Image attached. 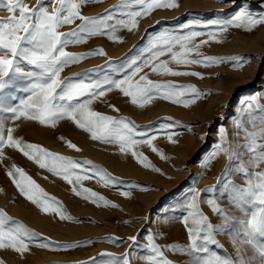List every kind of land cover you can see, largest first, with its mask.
<instances>
[{
  "label": "snow or ice",
  "instance_id": "6c2138e0",
  "mask_svg": "<svg viewBox=\"0 0 264 264\" xmlns=\"http://www.w3.org/2000/svg\"><path fill=\"white\" fill-rule=\"evenodd\" d=\"M101 2L103 0H37L36 5L30 6L26 0H0V10L9 13L7 17H0V165L9 159L5 149L17 150L40 169L65 180L76 196L98 207H118L102 194L84 187L82 182L95 178L105 187H114L123 183L120 178L91 160L77 161L40 144L24 141L15 135L19 126L15 122L23 118L55 128L61 120H70L89 133L92 140L116 145L122 155L130 154L143 167L161 172L138 151L140 145H147L162 159H169L153 143L157 136L138 130L140 126L129 117L96 111L93 104L118 90L140 108L156 99L190 107L211 93L201 91L194 84L154 80L150 75L204 79L202 73L181 70V66L209 68L229 62H234V68L242 69L247 57L209 56L201 48L209 41L222 42L223 34L230 28L246 32L257 30L264 26V15L255 14L247 5L227 19L206 22L194 19L183 25L180 32L160 31L151 35L143 46H133L137 48L134 55L119 62L109 57L103 65L93 69L72 76L62 75L65 69L85 59L97 55L107 57L103 48L77 53L68 51L69 46L86 43L96 36L123 43V37L118 35L122 30L138 31L141 20L156 10L180 7L179 0H118L103 14H83L85 5ZM259 5L264 7V0H259ZM69 25L75 27L61 31ZM198 28L212 30L205 32L196 30ZM199 37L207 38L197 42ZM110 107L119 112L115 105ZM9 121L14 126H9ZM178 123H165L161 128L173 129ZM232 129L230 134L227 126H220L217 142L201 163L206 174L215 162L226 160L216 183L203 189L190 187L180 202L183 211L177 219L185 227L187 243L161 244L158 241L165 233L149 230L145 244L138 243L136 235L129 236L131 244L125 253L103 251L75 264H133V258L143 260L144 264H177L166 252L188 257L185 264H264V94H255L241 102L232 117ZM166 135L172 144L179 143L174 139L177 133L166 132ZM66 143L69 148L81 151L72 141ZM6 174L19 193L43 213L55 214L61 221L74 219L63 203L47 193L24 168L13 162ZM128 187L149 190L138 184ZM3 191L0 188V192ZM122 194L131 195L130 191ZM203 205L211 209L213 216L204 212ZM172 222L175 221L167 216L161 220L162 226ZM224 238L234 255L221 243ZM107 239L112 243L120 240L119 237ZM92 243L91 240L73 243L52 240L0 209V250H11L23 257L31 254L33 247L68 252ZM0 264H6L2 257Z\"/></svg>",
  "mask_w": 264,
  "mask_h": 264
},
{
  "label": "rangeland",
  "instance_id": "374dc122",
  "mask_svg": "<svg viewBox=\"0 0 264 264\" xmlns=\"http://www.w3.org/2000/svg\"><path fill=\"white\" fill-rule=\"evenodd\" d=\"M26 2L34 6L37 0H26ZM179 2L180 7L177 9L156 10L150 17L141 20L138 31L119 32L118 35L123 37V43L113 42L107 36H96L88 39L86 43L69 46L68 51L77 53L103 48L107 52V57L97 55L85 59L65 69L62 75L72 76L74 73L93 69L103 65L109 57L114 62H119L126 56L134 55L137 48L146 44L151 35L160 31L180 32L183 25L194 19L205 22L227 19L240 7L247 5L251 6L255 14L264 15V7L259 5V0H179ZM117 3L118 0H103L101 3L85 5L82 11L84 15L97 16ZM49 9L51 10V4ZM8 15L6 10H0V17ZM76 23L79 24L80 21ZM74 27L75 25L65 26L61 31H70ZM196 30L207 32L212 29ZM206 38L199 37L197 42ZM134 45L137 48H134ZM201 51L209 56H243L248 60L242 69L234 68L232 66L234 62L209 68L201 65L187 68L181 66V70L202 73L204 79L195 76L150 75L154 80L194 84L201 91L211 93L187 108L161 99H156L146 107L140 108L131 104L130 98L123 96L118 90L108 93L93 104L96 111L117 117H129L140 126L138 130L156 135L157 139L153 143L169 159H162L147 145H140L138 151H142L153 165L161 169V172H156L151 167H143L130 154L122 155L116 145L92 140L89 133L76 127L70 120H61L55 128L23 118L15 122L19 125L15 135L22 137L24 141L40 144L77 161L91 160L120 178L123 183L114 187H105L95 178L83 181L84 187L93 189L118 205V207H98L76 196L72 192V186L65 180L40 169L19 151L5 149L9 159L0 165V188L4 190L0 192V209H4L15 219L52 240L63 243L94 241L86 247L68 252H53L33 247L31 254L23 257L11 250H0V257L6 261V264H75V262L88 261L90 257L97 256L103 251L120 255L129 250L131 244L127 239L129 236L136 235L138 243H147L145 237L149 230L153 233L160 231L165 233L164 238L158 241L161 244L187 243L185 227L177 219L183 211L180 202L189 192L190 187L203 189L207 185L216 183V178L222 172L226 160L222 158L215 162L206 174L201 163L217 142L218 129L225 125L231 134L232 117L240 108L241 102L255 94H264V26L253 32L230 28L223 34L222 42L209 41L207 45L202 46ZM145 71L150 70L145 69ZM110 105H115L119 112L114 111ZM166 117H171L173 120H166ZM174 121L179 123L173 129L161 128L162 124ZM8 124L14 126L11 121ZM166 132L177 133L174 139L179 143L169 142ZM60 137L65 139L62 140ZM68 140L75 143L81 151L69 148L66 143ZM13 162L24 168L47 193L60 200L67 213L74 219L61 221L55 214L43 213L23 197L6 174L7 168ZM129 184H138L149 190L129 188ZM123 191H130L131 195L125 197ZM202 207L206 214L213 216L207 205ZM165 216L175 222L162 226L161 220ZM108 237H119L120 240L112 243L108 241ZM221 243L234 255L226 238L221 239ZM166 255L177 264H185L188 260L186 256L173 255L170 252H166ZM133 264H144V261L133 258Z\"/></svg>",
  "mask_w": 264,
  "mask_h": 264
}]
</instances>
